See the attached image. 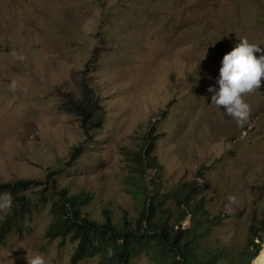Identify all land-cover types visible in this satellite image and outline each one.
Listing matches in <instances>:
<instances>
[{"label": "rangeland", "instance_id": "obj_1", "mask_svg": "<svg viewBox=\"0 0 264 264\" xmlns=\"http://www.w3.org/2000/svg\"><path fill=\"white\" fill-rule=\"evenodd\" d=\"M244 38L264 48V0H0V185L33 180L48 191L51 174L58 188L94 196L85 211L93 221L104 210L116 223L123 212L138 219L124 188L153 127L162 170L149 171L148 182L163 195L200 186L196 201L225 223L209 245L243 246L264 216V81L245 98L243 127L208 89L219 90L223 57ZM87 96L103 113L89 135L66 108ZM49 207L23 234L0 240V264H27V252L73 264L76 246L48 238ZM10 210L0 211V224ZM132 264L152 263L141 256Z\"/></svg>", "mask_w": 264, "mask_h": 264}, {"label": "trees", "instance_id": "obj_2", "mask_svg": "<svg viewBox=\"0 0 264 264\" xmlns=\"http://www.w3.org/2000/svg\"><path fill=\"white\" fill-rule=\"evenodd\" d=\"M66 108L81 119L86 135L100 126L103 113L91 96L81 102L70 98ZM154 135L152 127L143 147L129 161L131 175L126 179L124 192L137 202L138 219L123 212L122 221L116 223L113 213L104 210L103 221H93L85 211L93 204L94 196L60 189L58 181L48 174V191H39L44 183L33 180L0 185V193L8 192L13 197L9 215L0 224V240L12 233L23 234L26 221H33L41 207L49 205L52 223L48 238L76 246L73 264L90 259H96L98 264H132L141 256L152 264H253L263 250L264 216L250 225L243 246L238 241L226 244L220 239L209 245V240L223 231L225 223L210 214L205 200L196 201L200 186L184 185L174 195H163L156 183L148 182L149 171L162 170L153 157ZM78 156L72 155L73 159ZM175 212L176 221L172 224ZM188 218L190 228L184 229Z\"/></svg>", "mask_w": 264, "mask_h": 264}, {"label": "clouds", "instance_id": "obj_3", "mask_svg": "<svg viewBox=\"0 0 264 264\" xmlns=\"http://www.w3.org/2000/svg\"><path fill=\"white\" fill-rule=\"evenodd\" d=\"M240 40L241 42L223 57L219 70V90L210 87L208 91L214 92L211 97L212 104L217 108L222 107L226 116L232 118L238 127H243L251 115V106L245 97L259 90L264 81V48L249 43L246 38ZM255 53H260V56L257 58ZM235 203L237 198L230 195L226 211L231 212V206ZM12 205L11 193H0V211L10 210ZM263 251L264 245L257 259ZM25 260L27 264H46L44 257L39 254L31 255L27 252Z\"/></svg>", "mask_w": 264, "mask_h": 264}, {"label": "bare ground", "instance_id": "obj_4", "mask_svg": "<svg viewBox=\"0 0 264 264\" xmlns=\"http://www.w3.org/2000/svg\"><path fill=\"white\" fill-rule=\"evenodd\" d=\"M256 264H264V251L259 257V259L256 261Z\"/></svg>", "mask_w": 264, "mask_h": 264}, {"label": "water", "instance_id": "obj_5", "mask_svg": "<svg viewBox=\"0 0 264 264\" xmlns=\"http://www.w3.org/2000/svg\"><path fill=\"white\" fill-rule=\"evenodd\" d=\"M257 260H258V259H257ZM257 260H256V261H257ZM255 264H256V262H255Z\"/></svg>", "mask_w": 264, "mask_h": 264}]
</instances>
